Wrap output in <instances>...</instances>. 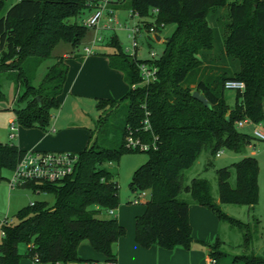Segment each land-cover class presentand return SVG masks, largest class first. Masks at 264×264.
<instances>
[{"label":"trees","instance_id":"trees-1","mask_svg":"<svg viewBox=\"0 0 264 264\" xmlns=\"http://www.w3.org/2000/svg\"><path fill=\"white\" fill-rule=\"evenodd\" d=\"M9 2L0 0V74L7 72L16 79L17 89L22 88L16 98L24 105L13 107L17 124L47 130L52 109L60 106L68 71L63 57L48 68L38 85L32 82L40 63L59 42L73 49L79 45L87 27L78 23L77 17L88 8L87 0ZM117 7L132 9L141 16H150L157 8L156 25L175 24L164 39L159 57L146 60L157 67L156 79L134 87L140 81L138 60L123 51L114 33L110 35L106 42L113 49L107 54L109 65L123 73L129 88L118 100L97 99L96 108L101 120L108 114L106 106L120 105V121L110 130V138L108 134L93 138L91 131L92 142L76 153L74 171L62 181H29L21 186L36 193L50 192L55 202L50 206L35 200L17 211L15 222L2 225L0 264H19L23 257L49 264H95L78 256L83 240L105 261L116 264L113 244L126 230L116 216H106L120 202L114 174L104 163H118L130 151L147 154L129 182L135 194L149 193L144 212L135 217L138 245L190 249L196 241L189 222L191 203L204 206L220 221L238 229L245 250L252 242L250 223L227 215L221 204L249 208L257 204V159L245 155L216 169L217 200L207 179L195 177L184 184L183 172L204 148L213 155L222 148L240 153L251 145L253 137L236 127L237 120L248 117L253 122L264 121V0H125ZM227 79L245 83L244 91L236 92L232 107L224 100ZM194 91L203 94L210 107L194 99ZM3 98L0 86V100ZM145 119L150 124L148 130L143 129ZM130 131L146 141L155 138L156 148H127ZM24 152L16 144L0 141V173L2 169L12 170ZM183 192L189 194L188 200L181 197ZM198 242L207 247L215 259L213 264H219L225 255L222 241ZM232 263L264 264V256L244 252L234 255Z\"/></svg>","mask_w":264,"mask_h":264},{"label":"rangeland","instance_id":"rangeland-1","mask_svg":"<svg viewBox=\"0 0 264 264\" xmlns=\"http://www.w3.org/2000/svg\"><path fill=\"white\" fill-rule=\"evenodd\" d=\"M15 1L17 0H10L9 3H13ZM88 13V9L81 11L80 16L77 17L78 23H81V20L85 18ZM114 15L117 17L118 23L121 25V27L118 24H112V27H114L113 33L116 35L121 48L125 50L131 45L125 26H130L133 23V20L127 18V11L124 9L117 10ZM104 21V19H101V22ZM174 28V23L165 24L159 32L161 39L159 41H152L150 46L147 43L141 41L138 49V58L148 59L150 57V50H153L156 52L157 56H159L164 48V39L171 35ZM91 35L92 29L87 28L82 40L75 49L71 48L69 44H64L63 42L58 43L53 48L50 56L44 59L38 66L35 79L32 83L34 85L39 84L48 68L57 60L58 56H60L63 51L83 53L84 44H86L91 39ZM110 35H112V31L104 32V41H106V39L108 40ZM94 48H96V46ZM100 50L104 51L105 53L113 51V49L106 43L104 46L97 48L96 52L98 53ZM0 86L4 94V98L0 100V141L8 143L14 142L16 144L18 140V136H16L17 130L14 132V136L11 137V131L9 130L8 125L9 122L14 119L13 107L15 108L24 105V103L18 102L16 98V95L19 92H22V88L19 86L20 91L17 89L18 83L16 79L14 77L10 78L7 72L0 74ZM235 97V90L225 89L224 100L230 107L234 105ZM121 108L122 107H120V105L115 108L106 106L105 110L108 111V114H105V119H103V117L101 120H99L100 111L95 107L94 103L89 102L84 107L83 112H77V119L90 127V130L93 133V138H103L106 136V134H108V137L110 138V130H114L120 121L118 114L120 113ZM52 110L55 114L57 113L56 109ZM238 129L251 135V127L249 125H244ZM25 139H29L27 132ZM221 150V155L216 156L215 154L212 155L207 148H204L193 165L183 172V182L184 184H189L190 180L195 177L207 179L210 183L211 193L217 200L218 190L216 169L228 166L231 163L241 159L245 155H253L257 159L259 167L257 204H255L253 208H249L246 205L232 203L221 204L222 210L227 215L244 222H249L251 225L252 242L249 248L245 250L241 246L243 241L242 233L238 229L230 226L227 222L219 220L220 226L215 239H213V241H215L218 238L220 241H222L221 250L225 252V255L222 257L219 264H233L232 257L244 252H253L256 255L264 256V141L253 139L251 145L247 146L245 150L240 153L226 148H222ZM65 152L76 153V150ZM146 159V153L130 151L124 153L118 163H104V166L114 174V180L117 182L119 187L120 203L116 214L118 220L122 223L126 230L125 239H127L128 236L130 237L133 235L135 216L142 214L145 209V202H132V199L135 197V193L130 190L129 182L131 180L133 171L139 165L145 162ZM0 174L2 176L0 179V221L6 219L7 222H15V214L17 211L35 200L46 201L50 206L54 204L55 196L50 192L36 193L29 188L11 187L10 180L12 178V170L2 169ZM230 181L232 184L234 183V173L232 174ZM181 197L188 200L189 194L187 192H183ZM256 219L258 220L257 222ZM80 248L84 257H91L98 260L99 257L91 246L88 244H81ZM22 249L23 246L21 245L20 250ZM196 249L202 253H205L206 251L205 246L203 245L198 246ZM193 250L194 248L189 249L188 253L191 254V251ZM19 264H32V259L29 257L20 259Z\"/></svg>","mask_w":264,"mask_h":264},{"label":"crops","instance_id":"crops-1","mask_svg":"<svg viewBox=\"0 0 264 264\" xmlns=\"http://www.w3.org/2000/svg\"><path fill=\"white\" fill-rule=\"evenodd\" d=\"M119 9L127 11V8ZM223 11L224 9L220 13ZM93 34L94 31L92 30L91 37ZM106 41L97 45L93 49V53L88 55H83L80 52L63 51L58 56L63 57L64 62L68 65L63 90L59 96L60 106L56 109V114L53 110L51 111V123L47 130L37 127L25 128L17 124L16 136H18V140L16 145L20 149L29 150L30 148L41 151L76 150L77 153L89 145L91 141L90 127L77 119V112H83L84 107L89 102L94 103L96 107V101L99 98L119 99L129 88L124 80L123 73L118 69L110 67L107 57V54L110 52L105 53L101 50L98 53L96 52L97 48L104 46ZM26 132L29 135V139H25ZM10 143L15 144L14 142ZM118 207L113 210V213H106V216L114 215L117 218ZM188 210L189 222L192 226V237L196 240L192 243L191 248H194V250L191 251V254L188 253L189 249L181 246H176L173 249H164L157 245L143 248L136 243L133 233L127 239H125L124 235L113 244V251L117 259L116 264H203V260L204 264H211L207 247L205 246V253L197 251L196 248L202 245L198 241L205 243L214 242L213 239H215L220 226L219 219L210 210L198 204L191 203ZM118 222L122 224L119 220ZM81 244L91 246L87 240L80 242L77 249L80 258L94 260L95 264H111L105 261L103 255L94 249L99 257L98 260L84 257L83 253H81ZM32 264L49 263L36 262L32 259Z\"/></svg>","mask_w":264,"mask_h":264},{"label":"built area","instance_id":"built-area-1","mask_svg":"<svg viewBox=\"0 0 264 264\" xmlns=\"http://www.w3.org/2000/svg\"><path fill=\"white\" fill-rule=\"evenodd\" d=\"M125 0H87L88 15L81 20V24L94 31L91 39L84 44L83 55L93 53L95 46L104 42V32L113 33L114 27L112 24H118L117 17L114 13L118 10L117 5L121 4ZM158 9H152L150 16H141L132 9H127V18L132 19L133 23L126 27L127 35L130 39L131 45L123 50L126 54L134 57L138 60L137 68L140 75V81L136 85H148L156 79L157 67L146 60H155L157 56L153 50L149 51L148 59L138 58V49L140 42H145L149 46L152 41H155L154 34H159L158 28H162L163 24H155V15ZM104 19V22H101ZM225 89H232L236 92H243L245 89V83L238 79H227L224 82ZM237 128L249 125L251 127V136L253 139L264 141V124L263 122H253L248 117H244L235 122ZM17 128V122L15 118L9 122V129L11 131L10 136H14V132ZM143 129H150L148 119L143 121ZM53 130V129H52ZM125 145L132 150L148 151L155 149V138L151 141H146L143 138L134 135L131 131L126 136ZM222 150L216 152V156H220ZM77 162V154L65 151H41V150H25L22 157L16 163L12 169V178L10 180L11 187H21L29 181L39 182H60L67 176L71 175L74 171ZM149 197L147 191H141L135 194L132 199L134 203L146 202ZM109 213H113L110 210ZM7 222L6 219L0 221V232L3 235L2 225ZM210 263H215V259H209Z\"/></svg>","mask_w":264,"mask_h":264},{"label":"water","instance_id":"water-1","mask_svg":"<svg viewBox=\"0 0 264 264\" xmlns=\"http://www.w3.org/2000/svg\"><path fill=\"white\" fill-rule=\"evenodd\" d=\"M154 39L156 41L160 40V36L159 34H154ZM192 97L196 100H198L199 102H201L203 105H205L206 107H210V103L208 102V100L204 97L203 94L199 93L198 91H194L192 93ZM71 264H77V263H71Z\"/></svg>","mask_w":264,"mask_h":264}]
</instances>
